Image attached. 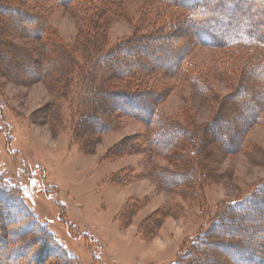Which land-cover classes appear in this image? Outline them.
I'll use <instances>...</instances> for the list:
<instances>
[{
	"label": "rangeland",
	"instance_id": "obj_1",
	"mask_svg": "<svg viewBox=\"0 0 264 264\" xmlns=\"http://www.w3.org/2000/svg\"><path fill=\"white\" fill-rule=\"evenodd\" d=\"M1 1L4 6L11 3ZM234 1L236 7L243 8L251 0ZM25 3L32 10L37 6L47 12L42 38L60 40L68 48L71 83L63 87L60 71L41 72L24 60L10 62L8 72L0 71V182L14 188L44 226L43 231L51 233L48 243L41 240L37 229L26 230L22 220L12 215L18 207L8 206V195L0 194V224L5 229V235L0 236V264L56 263L45 255L50 244L56 246L52 236L70 253L69 264H174L190 247L192 238L210 226L217 211L250 194L264 181V108L261 120L244 134L240 150L226 144L232 150H221L204 162L205 166L198 164L195 153L187 152L193 166L189 188H185L184 180L175 187L161 181L155 167L176 171L180 163L173 164L147 150V114L139 112L136 101L129 103L130 116H121L116 124L105 122L102 116L105 124L99 128L97 139L89 140V144L84 141V153L72 142V131L80 114L87 112L91 92L88 81L94 74L99 79L103 71L98 64L92 66L93 42L102 38V48L110 50L120 42L151 34L160 28L163 15L174 13L173 9L168 10L159 0H73L66 6L56 0ZM100 9V15L93 12ZM11 15L13 22L4 19L11 28L5 38L17 48L40 49V41L29 29L39 20ZM243 16L247 18L249 13ZM255 24L264 28V23ZM199 37L204 38L202 34ZM166 47L160 53L164 57L169 54ZM260 52L264 55V48ZM249 54L250 50L237 52L233 47L209 48L195 43L185 65L209 86L208 92L197 90L186 73L143 78L147 87H172L157 110L196 132L193 142L197 146L202 128L217 121L221 104L231 99L240 85L242 59ZM89 55L91 59L80 72L76 65L84 64V57ZM234 57H238L237 64ZM33 68L36 71H31ZM244 114L249 121L251 112ZM88 121L93 129L98 128L96 120ZM128 145L130 148L120 151ZM170 206L173 211L167 213ZM262 208L264 204L257 205L251 214ZM148 218L159 220L151 233L143 229ZM14 232H23L27 243L22 248L13 247L12 252L9 245ZM250 235L263 242L258 230ZM219 257L215 250L208 264ZM225 257L219 260L226 261Z\"/></svg>",
	"mask_w": 264,
	"mask_h": 264
},
{
	"label": "trees",
	"instance_id": "obj_2",
	"mask_svg": "<svg viewBox=\"0 0 264 264\" xmlns=\"http://www.w3.org/2000/svg\"><path fill=\"white\" fill-rule=\"evenodd\" d=\"M56 1L65 6L73 2V0ZM1 2L0 0V71L8 72L10 62L29 61L36 66V69H41V72L60 71L63 87L69 86L71 69L68 63L71 56L68 48L60 40L42 38L47 12L44 13L43 8L37 6L32 10L31 6H26L25 0H11L9 6H4ZM159 2L167 4L168 10L173 9L172 12L175 14L165 13L163 23L155 32L120 42L110 50L102 48V38L93 42L96 49L92 56L94 57L92 66L98 64L103 71L99 79L94 74V78L88 81L91 92L87 97L89 98L87 112L80 114V121L75 124L72 131V142L78 144L80 150L85 153V143L89 144V140L97 139L99 128L105 124L101 117L103 116L104 119L106 117L105 122L116 124L121 116H130L128 109L130 104L136 101L135 107L139 112L147 114V118L144 119L148 126L145 139L147 150L167 158L173 164L178 161L180 163L176 171L155 167L161 181L166 186L175 187L178 182L184 180L185 188H189L192 183L190 178L193 166L187 152L195 153L198 164L205 166V163L215 158L221 150L223 152L240 150L247 129L251 124L261 120L264 108V55L260 54V51L264 48V28H257L255 22L261 23L260 25L264 23V0H251L245 3L243 8L236 7L234 0L215 2L205 0L201 3L194 0H159ZM101 11L100 9L93 12L100 15ZM11 12L28 20L33 18L39 20L37 25L29 23V29L31 33H35L37 41H40V49L25 46L17 48L5 38L11 32V28L4 23V19L13 22ZM245 12L249 13V17L244 18ZM201 34L204 38L199 37ZM195 43L209 48L233 47L237 52L250 50L252 53L244 59L241 58L243 71L240 85L236 87L231 99H226L227 101L221 104L217 121L211 126L206 125L202 128L203 133L199 136L200 144L197 146L194 140L197 137L196 132L172 122L157 110L158 103L172 87L165 84L147 87L143 78L153 74L177 77L186 73V77L197 90L201 93L208 92L209 86L194 72H190L191 70L185 65L187 54ZM163 44L164 47L167 46L169 52L167 57L161 55L165 49ZM84 58V64L76 65L77 69L80 68V72L91 59V55ZM234 58L237 64L238 57ZM62 61L66 63L59 64ZM34 70L35 68L31 69ZM228 73H231V70ZM248 112H251L249 121L245 114L243 115ZM89 118L96 120L99 125L97 129L91 127ZM212 126L216 129H212ZM226 144L232 145V149L226 147ZM127 147L130 148L129 145L124 146L120 151H126ZM7 186L0 182V194L8 195L11 200L8 202L6 200L8 206L12 204L18 207L16 213L13 212V217L21 219L26 230L37 229L41 240L50 243L51 233L43 231L44 226L36 215L34 216L30 209H27L21 196L14 188ZM259 204H264V181L259 183L250 194L228 202L225 209L217 211L210 226L192 238L190 247L182 253L179 252V258L174 264H208V258L212 257L215 250L222 258L225 254L228 257H225L227 260L223 262L219 260L221 257L215 258L212 261L214 264H264V208L256 210L254 215L251 214ZM171 211H173L172 206L166 210L167 213ZM144 224L143 222L140 227ZM158 224L159 220L150 219L143 229L151 233ZM230 224L236 226L230 227ZM4 230L1 223L0 236L5 235ZM253 230L261 232L262 243L250 235ZM25 237L23 232L13 233L9 245L12 252L13 247L22 248L21 246L27 243V241L24 243ZM51 238L56 246L50 244L45 250V255L54 259L57 264L60 261L61 264H69L67 259L72 258L70 253L65 251L64 246L54 236Z\"/></svg>",
	"mask_w": 264,
	"mask_h": 264
}]
</instances>
